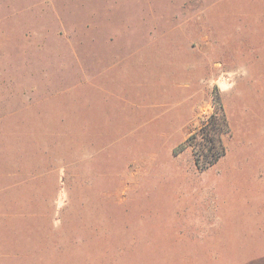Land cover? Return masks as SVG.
Returning a JSON list of instances; mask_svg holds the SVG:
<instances>
[{
  "label": "crops",
  "instance_id": "1",
  "mask_svg": "<svg viewBox=\"0 0 264 264\" xmlns=\"http://www.w3.org/2000/svg\"><path fill=\"white\" fill-rule=\"evenodd\" d=\"M80 17L97 37V48L82 49L98 56L86 73L117 114L105 118L128 129L78 161L0 187V264H264V241L241 239L264 232V63L254 58L264 55L262 27L243 51L211 38L210 17L193 6L181 33L162 32L144 55L111 49L114 33ZM171 41L175 53L164 47ZM216 57L233 73L222 93L231 132L226 155L200 170L192 149L174 154L178 142L165 143L150 111L191 99ZM132 164L141 174L127 173L135 186L120 193Z\"/></svg>",
  "mask_w": 264,
  "mask_h": 264
},
{
  "label": "rangeland",
  "instance_id": "2",
  "mask_svg": "<svg viewBox=\"0 0 264 264\" xmlns=\"http://www.w3.org/2000/svg\"><path fill=\"white\" fill-rule=\"evenodd\" d=\"M193 6L210 17L211 38L232 40L243 51L256 23L264 31V0H0V187L30 171L78 161L117 138L111 132L128 129L119 127L121 120L105 118L117 114L110 112L111 104H102L105 98L86 73L98 56L82 49L97 48V37L83 33L80 16L114 33L111 49L140 48L145 55L158 49L149 43L163 42L162 32L181 33L182 15ZM100 45L104 54L106 42ZM165 46L176 49L172 41ZM217 58L191 99L168 105L165 112L151 106L150 123L162 129L166 144L182 142L215 110L214 87L222 97L233 79ZM254 58L264 63V55ZM140 172L132 164L121 173L119 192L135 186L124 182L127 173ZM252 175L246 168V177ZM241 237L248 244L263 242L264 232L245 231Z\"/></svg>",
  "mask_w": 264,
  "mask_h": 264
},
{
  "label": "trees",
  "instance_id": "3",
  "mask_svg": "<svg viewBox=\"0 0 264 264\" xmlns=\"http://www.w3.org/2000/svg\"><path fill=\"white\" fill-rule=\"evenodd\" d=\"M213 99L215 110L205 115L199 126L173 149L176 155L192 149L200 170L213 165L227 153L225 136L231 128L218 86L213 89Z\"/></svg>",
  "mask_w": 264,
  "mask_h": 264
}]
</instances>
